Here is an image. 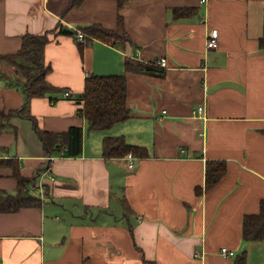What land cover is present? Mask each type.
I'll list each match as a JSON object with an SVG mask.
<instances>
[{
    "label": "crops",
    "instance_id": "0c3cea01",
    "mask_svg": "<svg viewBox=\"0 0 264 264\" xmlns=\"http://www.w3.org/2000/svg\"><path fill=\"white\" fill-rule=\"evenodd\" d=\"M120 17L127 40L81 48L82 26L117 30ZM45 32L55 90L27 99L0 59V114L13 113L0 120V194L35 199L0 210V264H236L243 252L264 264V239L243 236L264 198V0H0V56ZM126 59L160 72L127 70ZM93 74L126 76L131 113L107 129L81 113ZM28 114L49 132L82 127L81 154L47 152ZM117 136L148 155L107 157L104 140ZM213 161L226 172L207 187Z\"/></svg>",
    "mask_w": 264,
    "mask_h": 264
},
{
    "label": "trees",
    "instance_id": "16d2710c",
    "mask_svg": "<svg viewBox=\"0 0 264 264\" xmlns=\"http://www.w3.org/2000/svg\"><path fill=\"white\" fill-rule=\"evenodd\" d=\"M81 0H75V3ZM122 4L123 0H119ZM119 28L109 30L100 24L82 26L86 33L84 41H80L81 48L92 38L97 37L106 42L117 44L128 39L123 18L119 19ZM59 32L75 33V30L61 28ZM49 32L43 34L27 33L23 36L22 47L17 54L1 55L0 59L10 61L19 73L18 85L22 87L27 99L33 96L45 95L55 90L56 87L47 80V73L51 66L45 61V46L49 42ZM261 47L264 48V37L261 39ZM127 70L137 72H160L152 64L140 60L126 59ZM82 115L87 119L90 129H107L119 121L127 119L130 109L127 107V80L122 75H90L86 78L85 89L82 94ZM21 112V109L17 113ZM2 113V112H0ZM13 113L1 116V119L9 120ZM33 121L35 131L44 143L47 152L54 150L59 143L65 144L67 156H77L82 152L83 129L72 126L67 132L56 133L43 130L39 127L37 119L27 115ZM5 117V118H4ZM63 138H67L64 143ZM104 150L107 157L123 156L132 152L139 156L148 155L145 147L128 144L123 137H107L104 140ZM226 172L225 162H208L207 164V187L216 184ZM35 199L27 192L20 191L18 194H0V210L13 211L23 205H29ZM243 236L246 240L264 239V198L261 200L258 213H248L243 220ZM236 264H247L246 253L237 256Z\"/></svg>",
    "mask_w": 264,
    "mask_h": 264
},
{
    "label": "built area",
    "instance_id": "2783aa9c",
    "mask_svg": "<svg viewBox=\"0 0 264 264\" xmlns=\"http://www.w3.org/2000/svg\"><path fill=\"white\" fill-rule=\"evenodd\" d=\"M85 37H86V33L79 32V34H78V40L79 41H84L85 40ZM206 46L208 48H216L218 46V32H217V30H212L209 33V35L207 37V41H206ZM154 63L156 65L166 66V60H165V58H157L154 61ZM65 95L66 96H69V95H71V92L70 91H66L65 92ZM203 110H204V106L203 105L198 106L197 109H196V111L199 112V113L203 112ZM131 165H133V164L131 163ZM221 254L223 256H225V257H233V256H235V251L230 250L227 247H222L221 248Z\"/></svg>",
    "mask_w": 264,
    "mask_h": 264
}]
</instances>
